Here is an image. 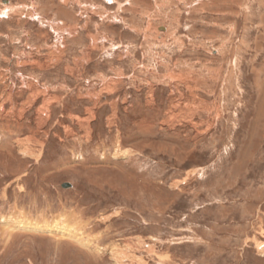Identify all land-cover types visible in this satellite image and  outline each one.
<instances>
[{
    "label": "rangeland",
    "instance_id": "374dc122",
    "mask_svg": "<svg viewBox=\"0 0 264 264\" xmlns=\"http://www.w3.org/2000/svg\"><path fill=\"white\" fill-rule=\"evenodd\" d=\"M0 264H264V0H0Z\"/></svg>",
    "mask_w": 264,
    "mask_h": 264
},
{
    "label": "bare ground",
    "instance_id": "6f19581e",
    "mask_svg": "<svg viewBox=\"0 0 264 264\" xmlns=\"http://www.w3.org/2000/svg\"><path fill=\"white\" fill-rule=\"evenodd\" d=\"M3 2L7 1V0H2ZM181 1V0H179ZM84 2V1H83ZM7 6V5H6ZM219 6V5H218ZM94 7V6H93ZM222 7V5H221ZM227 7V6H226ZM50 9V8H49ZM221 9V8H220ZM224 11V10H223ZM159 29V32H162V33H166V34H169L168 32V27L166 25H162L161 26H158L157 27ZM170 35V34H169ZM173 39H175L174 37H172ZM98 97V96H97ZM120 143V142H119ZM118 150V149H116ZM115 150V151H116ZM118 152L121 153V150H118ZM123 152H126V151H123ZM122 152V153H123ZM118 154V153H116ZM115 155V154H114ZM62 215V214H61ZM64 216H65V213H64ZM63 216V217H64ZM10 217V216H9ZM58 219V218H57ZM60 219V217H59ZM54 220V219H53ZM12 220L10 218H4V222H3V225L8 228L7 231L9 233V235L13 232L14 229H22V230H28V231H34V232H47L49 234H52V235H60L62 237H67L69 238L70 240H75L77 241L78 243H82V231H78V227L76 229H74V223H72V225H69L67 223H65L64 221L59 220V221H55L54 223H52L51 225H46L45 227L44 226H41L40 224H35L33 222H29L28 220L24 221L23 219H17V220H13V222H11ZM28 221V222H27ZM68 221V220H67ZM70 222V221H68ZM47 224V223H46ZM49 224V223H48ZM2 225V226H3ZM45 225V224H44ZM5 228V229H6ZM8 235V234H7ZM61 237V238H62ZM81 240V241H80ZM85 240V239H83ZM89 240V239H88ZM86 243V242H85ZM84 244V243H83ZM85 245V244H84ZM259 246H260V243H259ZM261 251H262V247H261Z\"/></svg>",
    "mask_w": 264,
    "mask_h": 264
},
{
    "label": "water",
    "instance_id": "95a60500",
    "mask_svg": "<svg viewBox=\"0 0 264 264\" xmlns=\"http://www.w3.org/2000/svg\"><path fill=\"white\" fill-rule=\"evenodd\" d=\"M62 186H63V187H67V186H68V184L64 183V184H62Z\"/></svg>",
    "mask_w": 264,
    "mask_h": 264
}]
</instances>
